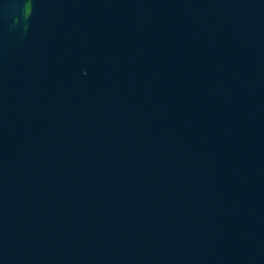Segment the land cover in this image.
I'll return each instance as SVG.
<instances>
[{
    "label": "water",
    "instance_id": "95a60500",
    "mask_svg": "<svg viewBox=\"0 0 264 264\" xmlns=\"http://www.w3.org/2000/svg\"><path fill=\"white\" fill-rule=\"evenodd\" d=\"M0 264H264V0H0Z\"/></svg>",
    "mask_w": 264,
    "mask_h": 264
}]
</instances>
